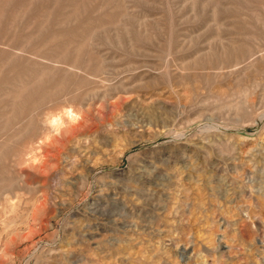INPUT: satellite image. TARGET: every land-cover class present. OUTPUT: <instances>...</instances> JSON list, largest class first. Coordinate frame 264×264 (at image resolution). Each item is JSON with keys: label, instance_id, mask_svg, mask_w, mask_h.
Masks as SVG:
<instances>
[{"label": "rangeland", "instance_id": "rangeland-1", "mask_svg": "<svg viewBox=\"0 0 264 264\" xmlns=\"http://www.w3.org/2000/svg\"><path fill=\"white\" fill-rule=\"evenodd\" d=\"M0 264H264V0H0Z\"/></svg>", "mask_w": 264, "mask_h": 264}, {"label": "bare ground", "instance_id": "bare-ground-1", "mask_svg": "<svg viewBox=\"0 0 264 264\" xmlns=\"http://www.w3.org/2000/svg\"><path fill=\"white\" fill-rule=\"evenodd\" d=\"M53 122H54V121H53ZM53 122H52V123H53ZM55 122H56V121H55ZM53 124H54V123H53ZM55 124H56V123H55Z\"/></svg>", "mask_w": 264, "mask_h": 264}]
</instances>
